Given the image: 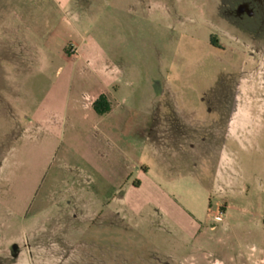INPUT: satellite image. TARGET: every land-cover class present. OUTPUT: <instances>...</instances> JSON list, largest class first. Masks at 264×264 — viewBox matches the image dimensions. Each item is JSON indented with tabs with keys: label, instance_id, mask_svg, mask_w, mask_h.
I'll return each instance as SVG.
<instances>
[{
	"label": "rangeland",
	"instance_id": "rangeland-1",
	"mask_svg": "<svg viewBox=\"0 0 264 264\" xmlns=\"http://www.w3.org/2000/svg\"><path fill=\"white\" fill-rule=\"evenodd\" d=\"M0 264H264V0H0Z\"/></svg>",
	"mask_w": 264,
	"mask_h": 264
},
{
	"label": "crops",
	"instance_id": "crops-1",
	"mask_svg": "<svg viewBox=\"0 0 264 264\" xmlns=\"http://www.w3.org/2000/svg\"><path fill=\"white\" fill-rule=\"evenodd\" d=\"M78 53V52H77ZM72 58H79L78 56H72ZM68 59H70L71 60V58H68ZM102 96H105L104 95V93H98L94 98H93V100H92V102L90 103V105H86V106H81V107H79V108H77V109H79V111L80 112H83L84 113V115L86 116V118L88 117H97V118H103V117H105V116H112L114 113H115V111H116V109H115V107L112 105V104H109V106H110V110H109V112L107 113V114H105V115H103V116H100V115H98L97 113H96V111L94 110V103L100 98V97H102ZM231 112H232V110L230 109L229 110V112H228V120H227V131H228V129L230 128V116H231ZM42 114V113H41ZM45 114L46 115H49L48 117H44V118H42L43 119V122L44 123H52V122H57V121H59V117H57V116H55L54 114H53V112L52 111H50V113L49 112H47V111H45ZM39 121V119H38V115H37V119H36V121ZM143 171H144V173L143 174H146L147 172H148V170H144L143 169ZM138 182V181H137ZM139 183V186L137 187V188H139L140 186H141V183L140 182H138ZM84 187H87V188H89V190L90 191H92L94 194H95V198H97V205L96 206H98L97 208H98V211H99V213L100 212H102L103 210H105L108 206H109V204H110V202L112 203V202H114V195H115V193L116 192H118V189L117 188H112L113 189V191H111V190H109L108 191V189H107V191L106 192H102L103 193V195H101L100 193H99V190L94 186V188H93V186H91V184H88L87 186L85 185ZM101 187V186H100ZM113 187V186H112ZM133 187L135 188V186H134V184H133ZM136 188V189H137ZM98 192V194H99V196L100 197H97L96 195V193ZM111 193V195H108V194H110ZM85 223H90V222H85ZM92 223V222H91Z\"/></svg>",
	"mask_w": 264,
	"mask_h": 264
},
{
	"label": "trees",
	"instance_id": "trees-1",
	"mask_svg": "<svg viewBox=\"0 0 264 264\" xmlns=\"http://www.w3.org/2000/svg\"><path fill=\"white\" fill-rule=\"evenodd\" d=\"M94 110L96 113L100 116H103L107 114L110 110L109 103L107 102V99L104 98V96L100 97L95 103H94Z\"/></svg>",
	"mask_w": 264,
	"mask_h": 264
}]
</instances>
